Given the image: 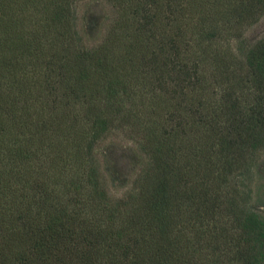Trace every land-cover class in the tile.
Returning a JSON list of instances; mask_svg holds the SVG:
<instances>
[{
	"label": "trees",
	"instance_id": "trees-1",
	"mask_svg": "<svg viewBox=\"0 0 264 264\" xmlns=\"http://www.w3.org/2000/svg\"><path fill=\"white\" fill-rule=\"evenodd\" d=\"M78 1L0 0V264H264V0Z\"/></svg>",
	"mask_w": 264,
	"mask_h": 264
},
{
	"label": "rangeland",
	"instance_id": "rangeland-1",
	"mask_svg": "<svg viewBox=\"0 0 264 264\" xmlns=\"http://www.w3.org/2000/svg\"><path fill=\"white\" fill-rule=\"evenodd\" d=\"M114 3H109L107 0H79L77 3V7L75 10V27L76 30H79L80 32L83 26V19L87 14L90 12L93 13L96 12V14L104 13L106 18L112 19L113 13L117 12V9L113 7ZM264 34V16L259 20V22L249 30L245 32V38L247 39H254L262 37ZM106 35V33H103L100 35V37H96L93 43L91 41H84L83 46L89 47L92 44H98L101 43L102 40L100 38H103ZM85 38V37H84ZM83 38V39H84ZM215 48L218 50L220 54L226 59L228 57L233 58V61L236 64H240L241 58L240 54L242 52V44H240V40L236 38L230 39V37H227L226 40L219 43V45H216ZM85 106L82 107L83 110H85ZM87 109V108H86ZM77 110H81L78 108ZM124 128V127H123ZM122 130V129H121ZM124 132L121 131H113L107 138L106 144L110 142H117L122 145H131L130 141H128V132L126 129H123ZM134 138L133 135H131ZM259 162L264 164V153H262V158H260ZM127 191V190H126ZM125 190H113L109 188V195L112 198H123L125 195ZM250 206L254 207L259 211V213L264 217V179H261V177L256 176L254 178L252 183V200Z\"/></svg>",
	"mask_w": 264,
	"mask_h": 264
}]
</instances>
